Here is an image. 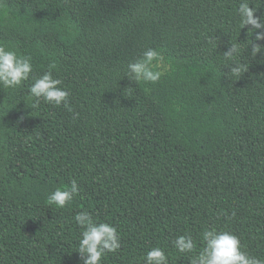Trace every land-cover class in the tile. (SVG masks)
<instances>
[{
    "label": "trees",
    "instance_id": "obj_1",
    "mask_svg": "<svg viewBox=\"0 0 264 264\" xmlns=\"http://www.w3.org/2000/svg\"><path fill=\"white\" fill-rule=\"evenodd\" d=\"M239 2L0 0V44L30 56L33 76L51 70L72 109L34 106L31 76L0 86V264H83L80 211L121 236L102 264H143L154 246L190 264L210 229L264 259V51L250 53L264 40L239 23ZM231 44L240 77L226 67ZM148 48L169 70L131 81ZM73 180L65 208L47 204ZM179 235L193 253L173 247Z\"/></svg>",
    "mask_w": 264,
    "mask_h": 264
},
{
    "label": "clouds",
    "instance_id": "obj_2",
    "mask_svg": "<svg viewBox=\"0 0 264 264\" xmlns=\"http://www.w3.org/2000/svg\"><path fill=\"white\" fill-rule=\"evenodd\" d=\"M250 5V0H240L237 7L239 23L243 28L251 26L249 29L254 30L256 41L264 40V31H257L264 29V16L257 17L255 13L258 8ZM261 51H264V45L254 42L251 44L252 56L255 57ZM239 53L238 44H231L223 53L224 59L231 62L226 67L230 68L229 73L235 77L248 71L247 65L235 61ZM162 62V55L156 49L148 48L140 59L128 64L126 76L131 81L156 83L169 70ZM54 67L51 65L50 69ZM32 73L30 56L18 55L16 51L0 44V86L15 89L31 76L33 82L29 93L34 98V106H38L43 100L55 106L63 105L68 111L72 110L69 105V92L62 87V80L55 78L51 70L38 77ZM79 191L78 183L73 180L69 187L56 188L49 195L47 204L63 209ZM231 215L235 216V213ZM74 220L82 229L76 252L83 259V264H102L105 253H115L120 249L121 236L110 223L94 221L88 211L76 213ZM172 243L180 253L190 254L196 249V241L191 235H179ZM201 243L202 249L191 256L190 264H264V259L252 256L244 250L240 238L232 232L205 230L201 234ZM142 261L143 264H169V257L163 248L154 246L142 257Z\"/></svg>",
    "mask_w": 264,
    "mask_h": 264
}]
</instances>
